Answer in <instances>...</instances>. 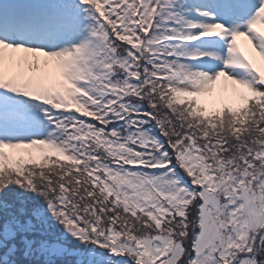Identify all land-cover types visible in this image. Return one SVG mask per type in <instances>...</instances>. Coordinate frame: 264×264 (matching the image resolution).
I'll return each instance as SVG.
<instances>
[{
  "label": "snow or ice",
  "instance_id": "6c2138e0",
  "mask_svg": "<svg viewBox=\"0 0 264 264\" xmlns=\"http://www.w3.org/2000/svg\"><path fill=\"white\" fill-rule=\"evenodd\" d=\"M0 264H264V0H0Z\"/></svg>",
  "mask_w": 264,
  "mask_h": 264
}]
</instances>
